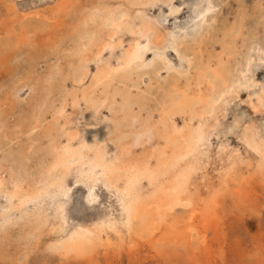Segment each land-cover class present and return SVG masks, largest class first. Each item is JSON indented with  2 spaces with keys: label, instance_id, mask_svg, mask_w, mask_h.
<instances>
[{
  "label": "bare ground",
  "instance_id": "1",
  "mask_svg": "<svg viewBox=\"0 0 264 264\" xmlns=\"http://www.w3.org/2000/svg\"><path fill=\"white\" fill-rule=\"evenodd\" d=\"M215 1L116 0L91 6L84 14L85 3L76 6L73 0H50L51 5L43 7L51 9L52 20L67 11L73 12L74 21L80 17L69 36L68 51L76 61L68 70L52 64L49 74L36 82L38 87L19 82L29 80L33 71L17 77L6 96H11L10 107L19 109V116L10 115L0 102V239L24 230L37 240L48 239L50 252H74L75 257L129 250L156 230L161 245L175 234L185 240L190 230L175 225L199 197L198 190L191 189L193 177L205 169L212 151L225 164L215 169L222 185L211 187L204 198L205 221L221 213L220 194L229 189L226 181L240 174L235 166L246 162L264 173V83L257 77L264 71V43H239L246 34L238 10L222 30V52L202 53L199 45L214 29L209 20H216ZM41 9L23 12L37 18V26L28 20L26 25L42 28L40 18L46 13L40 15ZM180 15L184 22L170 28L169 22ZM169 53L186 68L178 70ZM236 56L241 61H233ZM155 61L160 62L156 68ZM163 69L170 74V85L155 106L149 97ZM243 94L251 113L237 110ZM146 105L149 123L139 132L153 129L149 148L144 145L149 133L128 141L125 128L133 126L135 109L142 111ZM153 108L156 120L151 119ZM10 118L15 128L11 134L6 132ZM14 134L25 137V144L14 142ZM230 135L243 145V152L230 145ZM139 145L140 154H135ZM37 151L41 155L34 163L31 157ZM249 151L256 154L255 161ZM78 203L89 212L99 211L78 217ZM193 208L190 218L198 206Z\"/></svg>",
  "mask_w": 264,
  "mask_h": 264
},
{
  "label": "rangeland",
  "instance_id": "2",
  "mask_svg": "<svg viewBox=\"0 0 264 264\" xmlns=\"http://www.w3.org/2000/svg\"><path fill=\"white\" fill-rule=\"evenodd\" d=\"M0 1V43L4 41L7 42L4 47L0 45V102L4 105L5 109H10V115L15 116L17 114L19 116V109L15 111L11 109L10 106L13 103L12 98L9 95L6 96V90L9 89L12 82L17 80V77L24 72H28V70L33 71V75L29 80H20V85L31 83L38 87L40 83H38V85L36 82L43 80L44 76L49 74L52 69V64L58 62L62 64L64 70L70 69L76 59L71 57L68 51L71 46L69 36L71 34V26L72 28L74 27V22H76L75 26H77L79 24L77 20L80 19V17H77L74 21L73 12L67 11L58 16L55 15L57 17L52 20L48 17L52 13L51 9L43 8L51 5L52 1L50 2V0ZM73 1L77 4L76 6H80L81 2L85 3L82 12L84 14L92 11L91 6H96L103 2L113 5V2L116 0ZM215 3L218 4L216 20L214 22L209 20L210 24H213L214 29L211 30L209 38H206V40L204 39L205 41L199 45V49L202 53L207 55L212 52V54L215 55L218 54L217 52H222L221 46L223 40L220 42V38L223 35L224 26H229L233 21V13L238 10L239 13H243L244 15L241 22L243 25L242 30L246 34L238 38L240 40L239 43H243L245 46L264 43V0H218L215 1ZM37 6H39L40 9L42 8L40 15H44V12L46 13V16L40 18L43 23V25L41 24L42 28L32 27L25 23V20H28L32 21L34 25L37 26V18L35 16L32 18L30 15L23 13L27 11L28 8ZM162 12L167 13L166 10ZM158 14L159 12L152 13L156 18ZM184 20V17L180 15L169 22V27L173 28L175 24L180 23V21L184 22ZM72 23L74 24L72 25ZM80 24L81 28H86V24H82L81 22ZM242 37L247 39V41H242ZM20 38H22L20 43L15 45L16 41L18 42ZM59 44L61 48H59ZM53 45H57L55 50ZM235 49L237 50V48ZM240 49L238 52H243V49ZM168 57L175 63L178 70L186 68L185 63L183 65H180L179 62L176 63L174 54L169 53ZM241 59V57L236 56L234 60L231 58V62H239ZM159 63L160 62L155 61V68ZM189 75L192 79V72L189 73ZM258 75V81L264 83V71ZM169 78L170 74L167 73L165 69L161 70L160 77H157L158 81L153 85V89L151 90L152 94L149 97L154 101L153 104L155 106L158 104L163 88L166 89L170 85ZM140 87L143 89L146 86L142 84ZM146 95L149 96L147 92ZM245 100L246 95L243 94L237 110L248 113L250 112V106L245 103ZM148 107L150 108V106L146 105L144 108L145 110L143 109L142 111H138L136 108L133 126L125 127L129 135L128 141L138 137L139 134L145 132L149 133L150 138L148 140L146 138L147 136H144V139L147 140L144 142L146 148H149L150 143L153 142V129L149 127L142 132L139 131L149 123L148 119H146ZM23 110H25V108L20 112V116L23 115ZM258 116H255L257 122L261 121V118H258ZM156 117L157 110L153 108L151 119L156 120ZM175 120L178 121V116H175ZM231 120L232 117L229 121ZM13 122L14 118H10L8 121L6 132L9 134L13 133L15 130ZM125 128L123 129L125 130ZM11 137H15V134L11 135ZM230 137H232L229 138L230 145L237 147L243 152V145L239 144V140L235 138L234 135H230ZM22 139L24 141L25 137H15L13 140L14 142L18 140L22 142ZM214 142L215 146L217 141L214 140ZM22 144L25 143L22 142ZM142 147V145L134 147L133 151L135 154H140V148ZM247 153L250 154V159H254L255 161L257 158L256 154L250 151ZM40 155V152L36 153L31 157V160L36 163L39 161ZM254 161L252 162L254 163ZM224 164L225 163L220 161L212 151V159H210L209 163L205 166V169H202L201 172L199 170L194 174L193 178L195 180L191 189H197L199 197H196V200L193 201L192 207L189 208L190 210L186 214H183L182 221L184 222L181 221L179 223L180 226L179 224L175 225V227L184 228V230L181 229L183 232H185V230H187V232L190 230L188 234L184 233L186 234L185 240H183L181 236L179 237L178 234H175L171 241L166 243L163 241L164 244L161 245L157 241L160 231L156 230L153 235L154 238H152L153 236L139 238L132 249L112 250L109 252L99 251L75 257L74 252L65 256H62V253L50 252L46 249L48 239L44 236H41L37 240L34 236L28 234L27 231L16 230L8 235L9 237L7 240L0 239V264H264V173L258 172L252 165L247 166L248 163L246 164V162L235 166L240 174H236L235 178L226 181L229 184V189L227 191H222L220 194L219 202L221 206L218 208H221V213L216 217L215 213H213V215L205 221V216L202 211L206 208L204 206V201L207 199L204 198L208 196L207 191H210L211 187L219 188V185H222V181L218 180L219 175L215 172V169L224 166ZM202 173H204L206 179H200ZM106 200H108V196ZM207 203L209 205L211 204L210 201ZM195 205L198 206V209L195 212V216L192 215V219L190 218V211L194 209L193 207H195ZM77 206H79L76 213L78 217H85L89 214L93 216L94 213L99 211L89 212L84 205H79V203ZM211 211L213 212V210ZM170 236L172 235L170 234ZM195 236L197 238H195ZM201 242L203 245L199 247V243L202 244Z\"/></svg>",
  "mask_w": 264,
  "mask_h": 264
}]
</instances>
